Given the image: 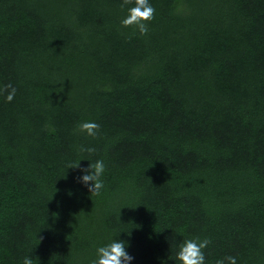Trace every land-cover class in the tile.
<instances>
[{
    "label": "trees",
    "instance_id": "obj_1",
    "mask_svg": "<svg viewBox=\"0 0 264 264\" xmlns=\"http://www.w3.org/2000/svg\"><path fill=\"white\" fill-rule=\"evenodd\" d=\"M122 2L0 0V264H264V0H149L145 36Z\"/></svg>",
    "mask_w": 264,
    "mask_h": 264
},
{
    "label": "clouds",
    "instance_id": "obj_2",
    "mask_svg": "<svg viewBox=\"0 0 264 264\" xmlns=\"http://www.w3.org/2000/svg\"><path fill=\"white\" fill-rule=\"evenodd\" d=\"M133 7L128 8L127 16L121 20L123 27H135L141 36H145L149 32L148 22L152 21L155 16L156 9L149 3V0H123L120 7L123 9L126 5L133 4ZM17 93V89L11 84L0 86V95L4 96L6 102H12ZM100 125L96 122H83L79 125V131L86 133L90 137H96ZM81 152L89 154L95 153L94 147H83L79 149ZM78 162H74L68 168L78 167ZM105 163L103 160H96L89 164L88 168L82 169L85 173L80 177L82 183L88 186V190L92 196L101 195L104 189V181L102 176L105 172ZM210 238L200 239L199 237L185 239L179 246L176 258L181 264H205L204 249L211 243ZM131 257L125 247L124 241L113 240L105 246L96 249V259H93L90 264H128ZM23 264H33V259L26 256L23 259ZM215 264H236V257L228 255L217 259Z\"/></svg>",
    "mask_w": 264,
    "mask_h": 264
}]
</instances>
